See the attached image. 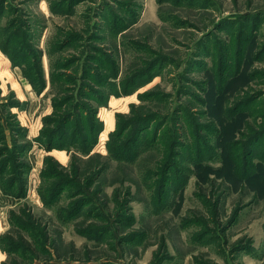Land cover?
Returning <instances> with one entry per match:
<instances>
[{
  "label": "rangeland",
  "instance_id": "374dc122",
  "mask_svg": "<svg viewBox=\"0 0 264 264\" xmlns=\"http://www.w3.org/2000/svg\"><path fill=\"white\" fill-rule=\"evenodd\" d=\"M0 264H264V0H0Z\"/></svg>",
  "mask_w": 264,
  "mask_h": 264
},
{
  "label": "trees",
  "instance_id": "16d2710c",
  "mask_svg": "<svg viewBox=\"0 0 264 264\" xmlns=\"http://www.w3.org/2000/svg\"><path fill=\"white\" fill-rule=\"evenodd\" d=\"M142 128H137V131L139 132H142ZM120 135V134H119ZM257 137H255L254 139H256ZM254 139H252V140H254ZM251 140V142H249L250 144L251 143H254V141H252ZM258 141V140H257ZM246 155H250L251 153H249V152H247V153H245ZM240 161H241V163L243 162L244 163V165H245V163H246V168H247V166H248V163L249 162H245L247 159L246 158H242V157H240V158H238ZM23 242H25V241H23V240H13V239H10L8 242H2V245L4 246V248H7L8 249V251L9 252H13V253H15V252H17V251H20V250H22V246L20 245L21 243H23ZM25 249V248H24Z\"/></svg>",
  "mask_w": 264,
  "mask_h": 264
}]
</instances>
